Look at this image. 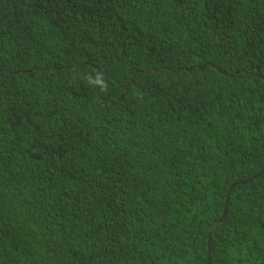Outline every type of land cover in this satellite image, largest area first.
I'll return each instance as SVG.
<instances>
[{"label":"trees","instance_id":"16d2710c","mask_svg":"<svg viewBox=\"0 0 264 264\" xmlns=\"http://www.w3.org/2000/svg\"><path fill=\"white\" fill-rule=\"evenodd\" d=\"M262 172L264 0H0V264H264Z\"/></svg>","mask_w":264,"mask_h":264},{"label":"clouds","instance_id":"9594fccd","mask_svg":"<svg viewBox=\"0 0 264 264\" xmlns=\"http://www.w3.org/2000/svg\"><path fill=\"white\" fill-rule=\"evenodd\" d=\"M89 83H90V84H93V85H95L96 83H100L102 88H106V87H107V85H106L105 83H103V82H98V81L91 80V79L89 80Z\"/></svg>","mask_w":264,"mask_h":264},{"label":"water","instance_id":"95a60500","mask_svg":"<svg viewBox=\"0 0 264 264\" xmlns=\"http://www.w3.org/2000/svg\"><path fill=\"white\" fill-rule=\"evenodd\" d=\"M262 174H264V172L258 174L257 176H260V175H262ZM225 214H226V211L224 212L223 216H224Z\"/></svg>","mask_w":264,"mask_h":264}]
</instances>
